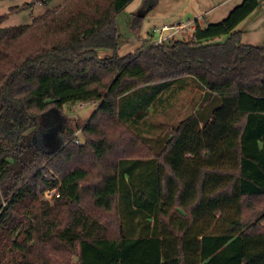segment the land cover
Here are the masks:
<instances>
[{
	"label": "trees",
	"instance_id": "trees-1",
	"mask_svg": "<svg viewBox=\"0 0 264 264\" xmlns=\"http://www.w3.org/2000/svg\"><path fill=\"white\" fill-rule=\"evenodd\" d=\"M132 1L63 0L13 27L0 16V264H264V45L236 30L259 0L120 56ZM92 101L154 155L118 157L94 115L79 144L63 124L61 148L46 147L62 105Z\"/></svg>",
	"mask_w": 264,
	"mask_h": 264
},
{
	"label": "rangeland",
	"instance_id": "rangeland-1",
	"mask_svg": "<svg viewBox=\"0 0 264 264\" xmlns=\"http://www.w3.org/2000/svg\"><path fill=\"white\" fill-rule=\"evenodd\" d=\"M43 0H0V16L3 17V21L1 22V27H13L18 25L29 24L31 19L34 16H37L43 13L47 8L54 7V2L51 1L47 6L42 4ZM55 1V0H54ZM222 1V0H221ZM239 1V0H234ZM200 1L197 0H175L171 3H167V0H157L156 4L150 8L149 13L150 16L148 19L143 20L141 26V35L140 37H136L135 32L128 28V25L125 22V18L123 16H119L118 18V29L121 43L117 49L118 55L133 53L137 50L142 44L146 47L149 45L148 39L151 41H155L158 37V34H154L152 29L154 27H160L161 25H176L178 22H186L187 20L194 19L192 10L199 5V10L203 11L206 6L200 7ZM136 4V1L132 2L129 8H132ZM141 5V4H140ZM142 7L138 6L134 12H139ZM187 9V13L183 16L178 15L174 18L180 11ZM142 13L147 12V9L141 10ZM132 13V12H131ZM128 14V13H127ZM123 15V14H122ZM259 20L256 25L250 23V19L247 20L246 25H251L248 28L247 34L242 37L244 42L264 45V13H260ZM192 31L188 28L180 29L175 32L173 37L176 38H187ZM134 36L138 38L137 40H133ZM131 38V39H129ZM222 40L225 39V36L221 37ZM133 40V41H131ZM135 45H132V44ZM121 51V52H120ZM98 54V53H97ZM99 56V54H98ZM195 92L184 91L178 97V102L174 107L169 111L172 118L167 121L168 127L175 123L178 118L181 117V113L187 108L190 104V100L192 96H194ZM98 102L101 101H92V102H69L62 105L61 111L63 115V121L57 122L52 130H48L44 132L43 135L52 131L53 138L56 140L57 133L53 132V128L56 126H62L63 124H68L70 127L74 128L76 125L79 126V129L74 133L76 135L79 142L82 140L80 129L86 123V120L96 113V107L98 106ZM105 103L100 104L99 111L97 112L96 118L100 119L108 127H110L117 135V156L118 157H131V158H139V157H151L154 153L143 144L137 137H135L126 127L120 124L114 117V105L109 104L110 106L106 107ZM174 110V111H173ZM176 110V112H175ZM100 118H99V117ZM157 118H163L161 114L157 115ZM58 128V129H59ZM44 144L46 147L50 146L53 148L51 139L46 140L43 137ZM55 193V188L45 189L43 191L42 197L50 202L52 201L53 194H49V192ZM71 264H76L75 258H71Z\"/></svg>",
	"mask_w": 264,
	"mask_h": 264
},
{
	"label": "crops",
	"instance_id": "crops-1",
	"mask_svg": "<svg viewBox=\"0 0 264 264\" xmlns=\"http://www.w3.org/2000/svg\"><path fill=\"white\" fill-rule=\"evenodd\" d=\"M52 1L54 2V7H57L58 5H60L63 2V0H55V1L52 0ZM134 1H136V4L132 8H129L130 4ZM172 1H175V0H172ZM197 1L201 2L200 7L206 6L205 8H203L204 13L201 14L203 11L199 10V5L196 6L192 10L194 19L187 20L186 22H178L176 24L177 27L180 24L185 25L183 28H179L178 30L188 28L192 31L194 29V25H195L196 21L198 22V24L200 26H205V24L208 22L209 23L217 22V21L223 19L228 14V12L234 6L239 4L242 0H239L238 2L234 1V0H222V1L221 0H197ZM132 2L126 6L124 11L122 12L123 15H121L125 18V22L128 25V28L130 27V22H131L130 21L131 20L130 14H131V12L134 13V11L137 9V7L140 6L142 0H133ZM167 3H171V0H167ZM183 13L186 14L187 9L180 11V13L177 14L176 16H174V18L177 17L178 15H181V14H182L181 16H183L184 15ZM260 13H262V14L264 13V0H259L258 6L255 8V10L237 25L236 30H239L241 32V43L257 46V44L244 42L242 40V37H244V35L247 34V32H248L247 27H251V25H246L247 20L250 19L251 20L250 23L255 26L257 21L260 19L259 18ZM141 16L143 19L141 21L140 28L135 32L136 37H140V35H141L140 31H141V26H142L143 20L148 19L152 15H151V13H149V10H148L147 12H144L143 14H141ZM136 37L134 36L133 40H137L138 38H136ZM129 39H131V38H129ZM133 40H131V41H133ZM219 41H222V39H219ZM148 42H149V44L152 43L151 39H148ZM132 45H135V44L133 43ZM141 47H145L144 44H142L139 48H141ZM97 53L99 54V57H108V56L112 55V52L110 50H107V49H99V50H97ZM122 55H124V54H122ZM122 55H120V56H122ZM101 103L107 104V105H104L106 107L113 104V103L104 102V101L98 102V106L96 107V111H95L96 113H94L95 117L97 116L96 114L99 111V108H100L99 106ZM57 136H58V134H57Z\"/></svg>",
	"mask_w": 264,
	"mask_h": 264
},
{
	"label": "built area",
	"instance_id": "built-area-1",
	"mask_svg": "<svg viewBox=\"0 0 264 264\" xmlns=\"http://www.w3.org/2000/svg\"><path fill=\"white\" fill-rule=\"evenodd\" d=\"M185 25L184 24H180L178 27L176 25H161L160 27H154L152 29V32L154 34H158V37L155 41H152V44H156V43H159L163 40H166L170 37H172L176 31H178L179 28H183ZM73 138H74V141L79 144V140L77 139L76 135H73ZM56 191V189H55ZM54 191L49 192V194H53L54 197H58L59 194L58 192L56 191L55 193H53ZM53 197V196H52Z\"/></svg>",
	"mask_w": 264,
	"mask_h": 264
},
{
	"label": "water",
	"instance_id": "water-1",
	"mask_svg": "<svg viewBox=\"0 0 264 264\" xmlns=\"http://www.w3.org/2000/svg\"><path fill=\"white\" fill-rule=\"evenodd\" d=\"M58 128H59V126H56L55 128H53V132L58 134ZM51 132L52 131L46 133L45 135H43V137H45L46 140L51 139L53 141V142H51V144H52L53 148L57 151L62 146V140L60 138H57V136H56V140H55L53 138V133H51Z\"/></svg>",
	"mask_w": 264,
	"mask_h": 264
}]
</instances>
